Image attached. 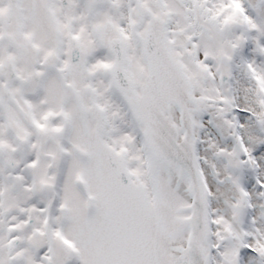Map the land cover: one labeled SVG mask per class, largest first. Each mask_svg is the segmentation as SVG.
Wrapping results in <instances>:
<instances>
[{
    "label": "snow or ice",
    "instance_id": "1",
    "mask_svg": "<svg viewBox=\"0 0 264 264\" xmlns=\"http://www.w3.org/2000/svg\"><path fill=\"white\" fill-rule=\"evenodd\" d=\"M0 264H264V0H0Z\"/></svg>",
    "mask_w": 264,
    "mask_h": 264
}]
</instances>
